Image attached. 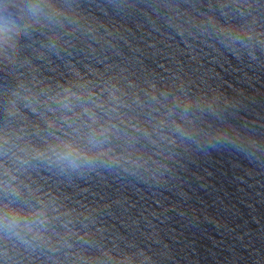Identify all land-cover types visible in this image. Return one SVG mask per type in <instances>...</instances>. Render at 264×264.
<instances>
[{
  "label": "clouds",
  "instance_id": "obj_1",
  "mask_svg": "<svg viewBox=\"0 0 264 264\" xmlns=\"http://www.w3.org/2000/svg\"><path fill=\"white\" fill-rule=\"evenodd\" d=\"M109 4L111 12L97 6L105 16L136 8ZM149 7L167 9L166 24L185 43L211 41L264 67V0ZM112 35L79 0H0V264H158L150 249L106 248L90 238L88 215L58 194L74 179L108 172L160 181L179 156L233 149L264 169V105L255 96L193 92L179 76L140 81L111 65L81 70L71 50L84 44L95 52L92 45L110 44ZM53 56L63 71L46 77L37 61L51 64ZM242 110L254 118L234 122Z\"/></svg>",
  "mask_w": 264,
  "mask_h": 264
},
{
  "label": "water",
  "instance_id": "obj_2",
  "mask_svg": "<svg viewBox=\"0 0 264 264\" xmlns=\"http://www.w3.org/2000/svg\"><path fill=\"white\" fill-rule=\"evenodd\" d=\"M129 2L136 8L122 18L99 10L102 5L111 12L109 0H79L113 32L106 37L110 44L92 45L95 52L84 44L71 50L81 70L84 64L101 72L106 65L123 67L135 79L161 84L179 76L193 92L209 87L229 96L242 92L264 105V67H249L211 41L188 37L185 43L166 24L167 9L149 7L166 0ZM37 63L46 77L63 71L55 56L51 64ZM4 80L0 70V88ZM253 118L242 110L234 122ZM177 161L170 162V172L160 181L103 172L59 185L58 194L69 209L88 215L90 238L106 248L150 249L158 264H264V169L234 149L184 154Z\"/></svg>",
  "mask_w": 264,
  "mask_h": 264
}]
</instances>
